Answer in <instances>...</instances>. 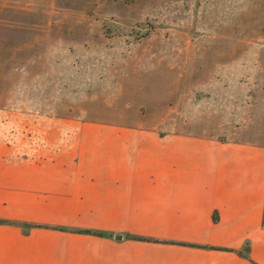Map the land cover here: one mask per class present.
I'll use <instances>...</instances> for the list:
<instances>
[{
  "label": "crops",
  "instance_id": "1",
  "mask_svg": "<svg viewBox=\"0 0 264 264\" xmlns=\"http://www.w3.org/2000/svg\"><path fill=\"white\" fill-rule=\"evenodd\" d=\"M77 16L0 0V264H264V140L49 109Z\"/></svg>",
  "mask_w": 264,
  "mask_h": 264
},
{
  "label": "rangeland",
  "instance_id": "2",
  "mask_svg": "<svg viewBox=\"0 0 264 264\" xmlns=\"http://www.w3.org/2000/svg\"><path fill=\"white\" fill-rule=\"evenodd\" d=\"M63 6L76 10L78 24L64 27L62 88L49 109L162 132L264 140V0Z\"/></svg>",
  "mask_w": 264,
  "mask_h": 264
}]
</instances>
